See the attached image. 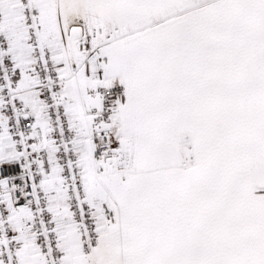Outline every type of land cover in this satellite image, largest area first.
<instances>
[{"label":"snow or ice","instance_id":"snow-or-ice-1","mask_svg":"<svg viewBox=\"0 0 264 264\" xmlns=\"http://www.w3.org/2000/svg\"><path fill=\"white\" fill-rule=\"evenodd\" d=\"M0 264H264V0H0Z\"/></svg>","mask_w":264,"mask_h":264}]
</instances>
